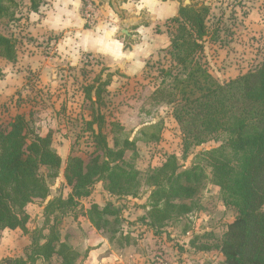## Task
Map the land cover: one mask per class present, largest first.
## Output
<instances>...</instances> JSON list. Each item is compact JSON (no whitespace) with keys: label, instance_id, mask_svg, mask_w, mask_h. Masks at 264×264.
<instances>
[{"label":"rangeland","instance_id":"1","mask_svg":"<svg viewBox=\"0 0 264 264\" xmlns=\"http://www.w3.org/2000/svg\"><path fill=\"white\" fill-rule=\"evenodd\" d=\"M188 1L174 2L178 8L191 4L210 8L209 35L199 59L218 83L226 84L264 63V0ZM90 3L95 8L93 20L87 22ZM127 3L133 1L83 0L81 16L85 29L99 30L123 42L126 48L139 45L146 38L154 53L142 67L130 73L115 69L104 57L83 50L81 41L86 43V37L81 35L74 44L81 50L73 52L68 44L75 36L67 35L66 41L64 35L42 29L40 20L34 17L39 11L31 12L27 1L17 0V5L5 3L8 9L0 17V29L14 41L17 57L12 62L0 57L3 70L0 122L8 124L17 115H23L35 133L51 136L53 149L62 158V167L58 177L48 180L49 200H60L59 204L64 207L55 212L53 208L59 205L56 204L47 214V202L29 205V231L3 233L0 264L8 257H24L32 237L41 238L54 224H58L61 239L73 252L69 257H76L75 264H226L214 246L221 242L226 226L236 219L237 212L227 205L220 188L210 183V171L193 200L177 201L191 206L190 214L158 231L144 222L151 208L146 174L159 168L169 154H175L185 167L205 166L198 156L219 147L220 142L209 140L201 146L186 144L181 127L174 119V107L155 98L157 88L172 89V79L163 84L160 76L163 68L170 70L166 55L169 45L166 46V37H156L168 36L166 21L141 34L140 25H149L147 16L142 21L131 20L124 9ZM98 40L89 42V47H98L95 44ZM97 78L98 84L109 79L111 82L108 87L102 86L101 103L94 105L85 92L97 85L94 83ZM93 112L104 116L103 134L110 147L115 148L116 143L122 147L126 139L134 143V150L127 151L125 160L141 173L138 195L136 198L112 197L104 184L97 182L88 198L77 200L72 206L65 202L72 193L65 169L71 157L87 162L96 151L93 132L98 127L97 124L90 126ZM93 205L101 208L112 205L119 209L118 220L109 217L101 230L96 229L88 219ZM205 246L211 250H203ZM49 264L63 262L54 258Z\"/></svg>","mask_w":264,"mask_h":264},{"label":"trees","instance_id":"2","mask_svg":"<svg viewBox=\"0 0 264 264\" xmlns=\"http://www.w3.org/2000/svg\"><path fill=\"white\" fill-rule=\"evenodd\" d=\"M16 1L0 0V17L8 9L5 3L17 5ZM25 1L31 12H38L45 0ZM129 1L140 0H124ZM209 15V6L191 4L181 5L178 15L167 19L170 44L166 55L170 70L163 68L160 76L163 84L172 79V89L159 87L154 95L174 107V119L186 144L201 146L215 140L220 146L198 156L205 166L185 167L175 154H169L159 168L149 171L145 183L150 189L151 208L143 219L146 226L158 231L169 222L186 217L192 207L177 201L193 200L202 182L209 178L211 184L220 188L227 205L237 212L214 248L220 250L226 264H264V63L226 84L218 83L199 59L209 35ZM0 57L10 62L17 57L14 41L1 29ZM98 80L94 81L97 85L85 92L94 105L101 103L102 86L108 87L111 82L109 79L98 84ZM95 124L96 151L87 162L74 156L66 166L65 179L72 190L65 201L68 205L88 198L97 182L103 183L112 197L138 195L141 173L125 160L127 151L134 150V143L126 139L122 147L116 143L112 148L103 134L102 114L93 112L90 126L93 128ZM61 167L62 158L53 149L51 136L35 133L23 115H17L8 124L0 122V240L7 230L29 231V205L47 202L48 214L53 206L62 203L49 200L48 182L58 177ZM63 207L59 204L53 210L57 212ZM119 214V209L112 205L104 208L93 205L88 219L101 230L109 217L118 220ZM57 227L58 224L51 226L41 238L32 237L24 257H8L1 264H49L54 258H60L63 264H75L76 257H69L72 250L61 239Z\"/></svg>","mask_w":264,"mask_h":264},{"label":"crops","instance_id":"3","mask_svg":"<svg viewBox=\"0 0 264 264\" xmlns=\"http://www.w3.org/2000/svg\"><path fill=\"white\" fill-rule=\"evenodd\" d=\"M82 6L83 0H45V3L40 7L39 12L34 14V17L35 19L38 17L42 29L49 33L64 35L66 41L68 36H75V40H69L70 44H68L71 50L73 48V52L74 50H81V47L74 45L78 43L76 38L80 35L83 38L86 37V43L83 44L81 41V45L84 46L82 47L83 50L104 57L110 63V66L115 69L121 68L130 73L134 68L142 67L147 57L154 53V50L148 47L150 44L147 45L146 38H143L139 45L126 48L123 42L107 37L99 30L85 29V22L81 16ZM124 9L131 20L142 21L143 17L147 16L149 25L146 27L140 25L139 31L141 34L144 33V30H153L156 25H161L167 19L177 16L179 11L174 1L163 0H140L139 2L127 3L124 4ZM156 37H166L165 41L168 43H166V46L170 44L169 37L166 34L162 36L159 34ZM95 38H99L95 42L98 47L92 49L89 47V42H93ZM153 41H156V38ZM157 47L159 46L157 45ZM162 48H165V46Z\"/></svg>","mask_w":264,"mask_h":264},{"label":"built area","instance_id":"4","mask_svg":"<svg viewBox=\"0 0 264 264\" xmlns=\"http://www.w3.org/2000/svg\"><path fill=\"white\" fill-rule=\"evenodd\" d=\"M88 11L86 13V21L91 22L93 20V13H94V8L95 5L93 3H90L87 5Z\"/></svg>","mask_w":264,"mask_h":264},{"label":"water","instance_id":"5","mask_svg":"<svg viewBox=\"0 0 264 264\" xmlns=\"http://www.w3.org/2000/svg\"><path fill=\"white\" fill-rule=\"evenodd\" d=\"M189 1L187 0V2L186 3H188Z\"/></svg>","mask_w":264,"mask_h":264}]
</instances>
